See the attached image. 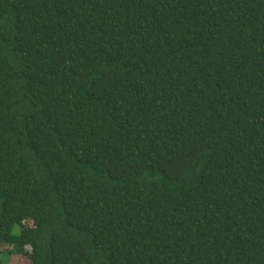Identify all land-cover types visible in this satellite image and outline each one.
Instances as JSON below:
<instances>
[{
  "label": "trees",
  "instance_id": "16d2710c",
  "mask_svg": "<svg viewBox=\"0 0 264 264\" xmlns=\"http://www.w3.org/2000/svg\"><path fill=\"white\" fill-rule=\"evenodd\" d=\"M264 264V0H0V264Z\"/></svg>",
  "mask_w": 264,
  "mask_h": 264
},
{
  "label": "rangeland",
  "instance_id": "374dc122",
  "mask_svg": "<svg viewBox=\"0 0 264 264\" xmlns=\"http://www.w3.org/2000/svg\"><path fill=\"white\" fill-rule=\"evenodd\" d=\"M12 264H27L26 258L23 256H16L15 258L11 259Z\"/></svg>",
  "mask_w": 264,
  "mask_h": 264
}]
</instances>
